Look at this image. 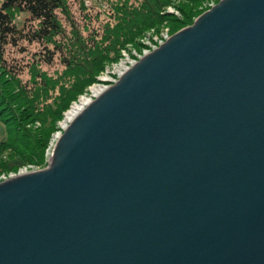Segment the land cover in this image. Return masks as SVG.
Masks as SVG:
<instances>
[{
  "label": "water",
  "instance_id": "obj_1",
  "mask_svg": "<svg viewBox=\"0 0 264 264\" xmlns=\"http://www.w3.org/2000/svg\"><path fill=\"white\" fill-rule=\"evenodd\" d=\"M0 182V264H264V0H221Z\"/></svg>",
  "mask_w": 264,
  "mask_h": 264
},
{
  "label": "trees",
  "instance_id": "obj_2",
  "mask_svg": "<svg viewBox=\"0 0 264 264\" xmlns=\"http://www.w3.org/2000/svg\"><path fill=\"white\" fill-rule=\"evenodd\" d=\"M68 1L0 0V67L7 76L6 82H9L11 90L26 99L33 111L42 113L38 108L43 102L41 93L47 95V92L57 85V80L46 78L42 72L32 73L30 83L20 81L18 75L22 71L21 66L6 63L1 51L7 45L17 46L21 40L37 42L43 47L44 52H41L39 58L41 60L37 59L39 52L34 53L29 67L33 64L37 66V63L40 65L41 62L51 64L57 55L66 75L70 77V83L73 81L62 101L56 104L57 109L50 107L48 112H45V115L51 117V124L41 135L33 134L19 122L13 125V114L5 116L2 121L6 127L7 139L0 142V173L16 170L19 166L8 165L4 158L6 153L23 161L42 165L43 150L48 145L51 133L57 128L56 122L63 117L62 112L83 92L84 86L95 80L94 76L101 71L103 62L117 57H111V53L117 54L127 43H133L144 30L160 24L166 17H169L167 21L171 22L175 29L190 24L192 18L202 11L201 4L199 5L202 0H104L105 8L98 9L94 14L82 9V19L85 23L80 25L79 21L72 17L73 14H70ZM202 2L204 3V0ZM177 5L181 19L162 13L166 7ZM20 13L27 14L30 26H17L14 19ZM59 13L65 17L67 25L70 24L69 31L64 27ZM103 14L104 17L99 20ZM102 20L105 22H100ZM94 21L99 23L97 28L91 27ZM83 30L88 31L87 35L83 34ZM79 66L83 72L74 71ZM82 77L84 80H81ZM0 94L2 102L5 103L6 93ZM37 119L42 117L38 116ZM36 147L40 149L39 152Z\"/></svg>",
  "mask_w": 264,
  "mask_h": 264
},
{
  "label": "rangeland",
  "instance_id": "obj_3",
  "mask_svg": "<svg viewBox=\"0 0 264 264\" xmlns=\"http://www.w3.org/2000/svg\"><path fill=\"white\" fill-rule=\"evenodd\" d=\"M87 1L90 2L89 5L86 4ZM202 1L199 3V5L201 4L200 8L202 9L201 13L198 16L193 17L192 22L190 24H187L182 27H177L174 29L171 22L167 21V18L169 17H166V20H163V22H161L160 24H156L155 26L144 30L143 33L140 36H138L133 43H127L122 49L118 51L117 54L111 53L110 54L111 57H116V56L117 57L112 60L104 61L101 71L97 72L96 75L94 76L95 80L90 82L87 86H84L83 92L78 94L75 100H72L69 107L62 112L63 117L56 122L57 128L55 131L51 133L50 139L53 136V134L57 131V129L59 130V127H60L59 125L62 123V121L65 120L66 113L70 109V107L75 102H77L79 98H81L83 95L90 94V88H89L90 86H92L93 84H97V83H100L102 87L111 86L112 84L111 82H109V80L113 77L112 76L113 73L116 71V69H118L119 66L125 65L126 62L134 59L135 57L140 55L144 50L149 49L153 44L156 43V41L160 40V38L163 35L168 34L170 38L176 32L180 31L181 29L187 26H190L197 19V17H199L201 14L209 10L211 7H213L211 6L213 5V3L215 6L221 0H204V3ZM68 2L70 6V14H73L72 17L73 18L75 17V19L79 21L80 25H84L85 23V21L82 19V13L91 12L94 14V12H96L98 9L101 8V10H103L105 8L103 4L104 0H69ZM82 9L84 10V12H82L83 11ZM162 13L163 14L165 13L167 15H173V17H177L181 19V13L179 11L178 5L168 6L162 11ZM59 17L62 20L64 27L67 29V31H69L70 24L67 25L65 17L61 13H59ZM103 17H104V14L101 15V17H99L100 18L99 20H101ZM14 21L16 22L19 28H22V26L27 27V26H30L31 24V22L27 20V14L25 13H20L16 15ZM100 22L104 23L105 20H102ZM98 24L99 23L97 21H94L92 22L91 27L97 28ZM91 27H89L90 30H92ZM87 33L88 31L83 30L84 35H87ZM37 52H39V55L37 56L38 57L37 59H39L41 52H44L42 45H40L37 42L29 43L24 40L19 41V44L17 46L7 45L1 51L2 57L6 59V63L11 64V65L16 64V65L21 66L20 71L21 70L22 71L20 75H18V77L22 83H27V82L30 83L32 79V76H31L32 73L42 72L46 75V78H51L53 81L57 80L56 81L57 85L54 89H50L47 92V95H44V93H41L40 97H41V101L43 100V102L39 105L38 108L39 110L42 111V113H39L38 111L35 112L30 108L26 99L21 98L19 94H17L16 92L15 94L11 90V86L9 82H6L7 76L3 72V68L0 67V92L6 93V97H5L6 100L4 101L5 103L2 102L3 100V98L1 97L2 93L0 94V142L7 139V134L5 130L6 127L2 120H4L6 118L5 116H7L8 114L9 115L13 114L14 116L13 121L10 119L13 122V125L19 122L23 124V126L29 129V131H31L35 135H38V134L41 135L44 130L46 131L50 127L51 117H48L47 115H45L46 114L45 112L46 111L48 112L50 107L53 110L57 109L56 104L62 101V99L67 93V89H69L73 83V81L70 83L69 81L70 77L66 75V71L63 68V65L61 64L57 55L54 56V59L51 64H45L44 62H41L40 65L39 63H37V66L33 64L31 67H29L30 64L32 63L31 61H32L33 54ZM42 55L44 54L42 53ZM40 60L41 59H39V61ZM27 66L29 68H27ZM32 67H33V70H32ZM81 69L82 67L79 66L78 68H75L74 71L83 72L82 71L83 69L82 70ZM101 78H104V80L101 81ZM81 80H84V77H82ZM62 85H63V88H62ZM69 94L70 92L67 94V96ZM6 106H9V107H6ZM38 116H41L42 119H37ZM62 133H63V130H62ZM47 148H48V145L43 150L42 165L23 161L20 158L9 156L8 153L4 154L5 156L4 158L5 160H7L8 165L18 164L19 166L16 170H12L7 173L1 172L0 176L5 175V177H8L10 174L15 175L19 173L21 169H22L21 171H24L25 169L28 171L30 170L37 171V170L47 168L49 166V163H50L49 159L52 154V148L48 151H47ZM36 150L38 152L40 151V149L37 147H36Z\"/></svg>",
  "mask_w": 264,
  "mask_h": 264
},
{
  "label": "bare ground",
  "instance_id": "obj_4",
  "mask_svg": "<svg viewBox=\"0 0 264 264\" xmlns=\"http://www.w3.org/2000/svg\"><path fill=\"white\" fill-rule=\"evenodd\" d=\"M211 6H214V3ZM168 39H169L168 34L163 35L160 38V40L156 41V43L153 44L149 49L144 50L140 55H138L134 59L126 62L125 65L119 66L118 69H116V71L113 73V75H112L113 77L109 80V82H111V84L117 82L118 79L123 74H125L131 67H133L140 59H142L144 56L148 55L149 53H151L152 51L157 49L159 46H161L163 43H165ZM103 80H104V78H101V81H103ZM89 88H90V94L83 95L67 111L65 120L62 121V123L59 125L60 126L59 130L57 129V131L51 137L49 144H48L47 151L50 150L51 148L53 149L57 140L59 139V137L62 134V130L64 131V129L93 101V99H95L97 96H99L108 87L107 86L102 87L100 83H97V84H93ZM32 171H34V170H32ZM28 172H31V170L30 171H28L26 169L24 171L20 170L19 173L15 174V175L10 174L8 177H5V175H1L0 176V182L5 181V180L12 178L14 176H17L20 174H25Z\"/></svg>",
  "mask_w": 264,
  "mask_h": 264
},
{
  "label": "built area",
  "instance_id": "obj_5",
  "mask_svg": "<svg viewBox=\"0 0 264 264\" xmlns=\"http://www.w3.org/2000/svg\"><path fill=\"white\" fill-rule=\"evenodd\" d=\"M87 5H89L90 4V2L89 1H87V3H86ZM22 170V169H21Z\"/></svg>",
  "mask_w": 264,
  "mask_h": 264
}]
</instances>
